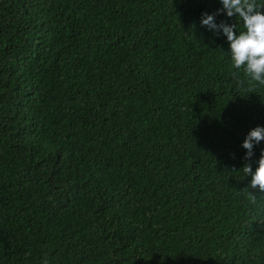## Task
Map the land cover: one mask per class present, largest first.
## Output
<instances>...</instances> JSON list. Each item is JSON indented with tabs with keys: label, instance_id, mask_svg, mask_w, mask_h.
Listing matches in <instances>:
<instances>
[{
	"label": "trees",
	"instance_id": "1",
	"mask_svg": "<svg viewBox=\"0 0 264 264\" xmlns=\"http://www.w3.org/2000/svg\"><path fill=\"white\" fill-rule=\"evenodd\" d=\"M220 8L0 0V264H264V85Z\"/></svg>",
	"mask_w": 264,
	"mask_h": 264
},
{
	"label": "clouds",
	"instance_id": "2",
	"mask_svg": "<svg viewBox=\"0 0 264 264\" xmlns=\"http://www.w3.org/2000/svg\"><path fill=\"white\" fill-rule=\"evenodd\" d=\"M222 8L216 13H204L201 23L210 31L223 33L229 42L231 61L234 69H243L245 77L251 82L264 85V0H220ZM226 14L237 17L243 23V31H238V24L226 21L217 23L216 16ZM252 91V89H244ZM264 141V126H257L249 131L242 147L246 149L245 160L250 161L255 155L254 149ZM243 172L252 177L251 187L264 191V149L258 160V167L253 172L250 163H246ZM254 200L255 198L252 197Z\"/></svg>",
	"mask_w": 264,
	"mask_h": 264
}]
</instances>
